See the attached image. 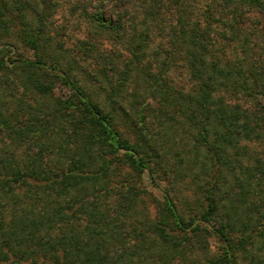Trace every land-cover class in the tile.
Segmentation results:
<instances>
[{
  "label": "trees",
  "instance_id": "trees-1",
  "mask_svg": "<svg viewBox=\"0 0 264 264\" xmlns=\"http://www.w3.org/2000/svg\"><path fill=\"white\" fill-rule=\"evenodd\" d=\"M66 1L72 46L59 0H0V45L31 52L0 48V264H264V44L241 31L255 11L264 43V0L196 17L187 0ZM152 30L166 46L149 55Z\"/></svg>",
  "mask_w": 264,
  "mask_h": 264
},
{
  "label": "rangeland",
  "instance_id": "rangeland-1",
  "mask_svg": "<svg viewBox=\"0 0 264 264\" xmlns=\"http://www.w3.org/2000/svg\"><path fill=\"white\" fill-rule=\"evenodd\" d=\"M208 0H187V2L190 4V8L192 9L193 16L196 17L200 14V11L202 7L205 6ZM131 15V14H130ZM168 15V14H167ZM247 18L245 19L244 23H241L242 27V32L248 33L249 34V40H248V47L251 49V51H262L261 46L264 44L262 38H260V30L261 28V20L259 21V14H257L255 11H247L245 13ZM217 13L215 14V18H217ZM168 17V16H167ZM169 19V18H168ZM52 20L55 24H64L65 26V33L64 35L59 38V34H57L58 39L65 44V46H72L76 42L77 37L82 36V30L84 29V20L77 15V13H72L69 11V6L67 4L66 0H59V6H57V9L55 13L53 14ZM132 20V19H131ZM130 20V21H131ZM217 28H221L222 25L220 23H214ZM223 28V27H222ZM225 29V28H224ZM126 30L129 32V26L126 27ZM151 41L149 43L148 49H147V54L151 55L152 51L156 49V46L158 45H164L166 46L165 43V38L162 33H159L157 30H152L151 31ZM1 42H3L0 45V48L2 47H9L10 50L7 52V55H24V56H30L31 52L28 49L23 48L22 46L19 45L15 40L12 38H8V43H4L5 39H1ZM10 42L12 45H10ZM233 42V41H232ZM234 43V42H233ZM105 47L109 48L111 50L112 46L111 43L106 42ZM228 47H225L227 49ZM122 52H125V49L122 47ZM116 53L118 54L119 52L116 50ZM116 54V55H117ZM169 76L171 77V82L175 86L182 87L186 89L188 87L189 80L186 75V71L183 66H177V67H171L169 69ZM131 84H128V89H131ZM59 90L64 91L65 87L58 86ZM145 182L148 183V187L150 190L154 191V193L157 192V189L149 185V180L145 176ZM166 184V181L164 179H159L158 180V185L159 187L164 186ZM179 186H183L180 183H178ZM185 187H181V192L180 195H185L187 193ZM179 195V196H180Z\"/></svg>",
  "mask_w": 264,
  "mask_h": 264
}]
</instances>
